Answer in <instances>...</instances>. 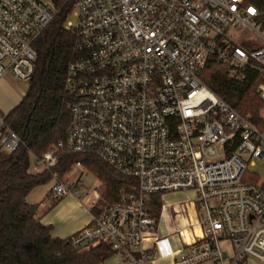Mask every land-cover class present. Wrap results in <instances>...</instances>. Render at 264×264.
Segmentation results:
<instances>
[{"label": "built area", "instance_id": "obj_1", "mask_svg": "<svg viewBox=\"0 0 264 264\" xmlns=\"http://www.w3.org/2000/svg\"><path fill=\"white\" fill-rule=\"evenodd\" d=\"M64 2L76 18L64 23L76 36L65 75L69 126L29 171L50 176L54 199L84 185L55 170L63 149L134 179L113 203L99 204L95 188L97 209L72 244L104 240L128 264H264V181L248 169L264 167V129L201 79L215 59L228 78L253 81L264 101V0ZM57 11L53 0H0V77L30 80L33 42ZM4 117L0 150L10 153L21 139ZM188 189L197 194L200 233L185 239L177 230L179 247L161 254L150 200ZM170 207L162 203L161 212Z\"/></svg>", "mask_w": 264, "mask_h": 264}, {"label": "trees", "instance_id": "obj_2", "mask_svg": "<svg viewBox=\"0 0 264 264\" xmlns=\"http://www.w3.org/2000/svg\"><path fill=\"white\" fill-rule=\"evenodd\" d=\"M53 1L58 11L33 42L37 57L25 94L4 117L5 126L19 135L21 143L10 153L0 150V264H99L115 254L104 240L74 246L72 236L54 237L51 227L37 217L38 205L26 200L34 187L50 180L47 173L29 171L32 157L63 140L70 121L65 75L68 63L75 57L76 36L64 27L70 4ZM201 79L238 113L248 115L264 129V101L253 81L228 78L225 66L215 59L209 60ZM78 161L97 176L99 199L108 203L118 200L122 187L134 183V179L117 173L92 154L64 149L58 152L55 170L64 175ZM161 205L160 194H154L149 206L157 221ZM96 209L91 208L93 212Z\"/></svg>", "mask_w": 264, "mask_h": 264}, {"label": "crops", "instance_id": "obj_3", "mask_svg": "<svg viewBox=\"0 0 264 264\" xmlns=\"http://www.w3.org/2000/svg\"><path fill=\"white\" fill-rule=\"evenodd\" d=\"M9 73L10 72H6L0 77V114L2 115H6L10 110L18 105L24 96L23 95L20 100L18 99V95L8 99L2 97V93L10 86L11 76ZM29 194L26 197L27 202L38 205L37 217L41 223L51 227V233L54 237L66 238L72 236L90 221V208L91 203L94 201L93 199L86 198L83 202V198L81 196L78 197L72 194H67L58 199H54L51 195V188L47 190L46 193L39 199H30ZM167 204L170 205V202H167ZM188 212L190 219L199 214L197 201L191 203ZM173 218L174 214L172 207L166 208L160 215L158 229L160 241L158 246L161 254L174 252L180 245L181 238L175 232H177V230L182 231V227L174 226L172 221ZM191 223L195 224V226H193V228H195L194 232L196 231L195 233L199 234L200 227L196 225L195 221L194 223L190 222V224ZM184 238L187 239V236H184ZM222 245L228 248V244L226 242H223ZM99 264L128 263L119 255L113 254ZM242 264L260 263L251 259Z\"/></svg>", "mask_w": 264, "mask_h": 264}, {"label": "rangeland", "instance_id": "obj_4", "mask_svg": "<svg viewBox=\"0 0 264 264\" xmlns=\"http://www.w3.org/2000/svg\"><path fill=\"white\" fill-rule=\"evenodd\" d=\"M72 22V24L76 23V18L73 14H70L67 18ZM242 36H243V31H242ZM11 76L10 79V86L6 91L2 93L3 98H12L15 95H18V99L20 100L22 96L24 95V92L27 88V82L26 81H17L11 73H9ZM249 171L255 172L259 176V181L262 182L264 181V167L256 165L255 167H249ZM74 178H81L84 182V185L80 186L78 188V192L76 196L82 197L83 202L85 199L90 198V199H95V188L100 184L99 179L97 176L89 170L85 166H76L73 165L71 169L62 175V179L64 181H70ZM53 185L52 180H48L46 183L37 185L30 191L29 198L30 199H39L41 198L47 190H49ZM98 191V190H97ZM88 193V196L87 194ZM161 199L163 204H167V202H170V205L173 209V225L182 227V236H190L195 228L190 227V222L199 221V214L195 216L194 218H189V212L188 210L190 209L191 203L197 201V194L194 189H188L186 191H175V192H164L161 194ZM99 204H106L108 202L98 199ZM165 210H162L161 214ZM196 232V231H195Z\"/></svg>", "mask_w": 264, "mask_h": 264}]
</instances>
